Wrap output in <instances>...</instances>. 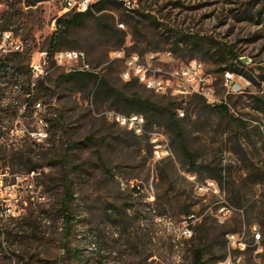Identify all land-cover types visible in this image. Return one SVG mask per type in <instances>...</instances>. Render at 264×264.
Instances as JSON below:
<instances>
[{
  "label": "rangeland",
  "instance_id": "1",
  "mask_svg": "<svg viewBox=\"0 0 264 264\" xmlns=\"http://www.w3.org/2000/svg\"><path fill=\"white\" fill-rule=\"evenodd\" d=\"M117 1L71 29L59 51H82L106 90L122 100L136 94L159 110L174 102L177 129L159 112L136 135L103 113L138 112L92 92L82 76L62 77L67 68L47 60L44 51L55 19L68 14L61 0H0V34L9 32L21 44L17 53H26L31 39L36 44L30 95L28 57L20 66L1 60L0 208L14 219L0 236V264H52L61 257L65 169L77 192L67 242L84 255L95 252L92 264H191L195 247L203 250V264H217L230 232L243 233L249 244L243 264H264V16H256L264 13V0H127L131 9ZM224 46L239 63L221 62ZM114 52L142 60L154 54L151 65L161 71L197 60L212 91L201 99L155 93L134 78L124 80V58ZM229 66L242 73H231ZM226 73L235 78L233 90ZM221 103L226 112L217 109ZM152 133L167 143L169 154L162 159L153 156ZM206 180L216 182L217 194L196 190ZM124 204L128 225L108 220L105 210ZM221 207L228 211L219 212ZM185 209L190 237L179 232ZM254 228L261 235L257 243L251 242ZM139 234L148 238L137 249L133 238Z\"/></svg>",
  "mask_w": 264,
  "mask_h": 264
},
{
  "label": "built area",
  "instance_id": "2",
  "mask_svg": "<svg viewBox=\"0 0 264 264\" xmlns=\"http://www.w3.org/2000/svg\"><path fill=\"white\" fill-rule=\"evenodd\" d=\"M98 1L101 0H61V3L63 12L83 13ZM123 5L126 9L132 8V5L127 0L124 1ZM8 41L11 42L6 46V42ZM21 50V44L18 41H13L9 32L5 31L0 34V53L12 54ZM114 57L124 58L120 52H114ZM154 59V54H150L145 60H142L137 54L125 57V69L122 71L121 77L124 80L134 78L145 88L155 93H170L181 98L193 95L208 97L211 93L209 76L204 73L203 66L199 61L189 60L178 68L161 71L152 67L151 63ZM54 61L57 65L66 67L68 72H95L87 63L82 51L62 50L56 52ZM39 73L41 74V70ZM224 81L231 90L236 86L235 78L231 75H224ZM103 115L106 119H112L119 126L132 125V132L136 135H143L145 133V119L141 114H117V112L108 110ZM178 115L183 116V112H179ZM150 135L154 158L162 159L166 157L169 154V149L164 138L158 133ZM195 188L198 192L205 191L217 194L219 191L214 180H206L200 184L196 183ZM224 211L228 210L225 207L219 209V212L223 213ZM179 232L183 237H190L191 231L188 227V219L181 221ZM260 238V234L255 230L251 242L257 243ZM225 240L227 245L226 254L217 264H232V255H237V248L240 247V242H246L243 233L233 232L226 233ZM248 246L249 244L247 243ZM239 264H243L242 255H239Z\"/></svg>",
  "mask_w": 264,
  "mask_h": 264
},
{
  "label": "trees",
  "instance_id": "3",
  "mask_svg": "<svg viewBox=\"0 0 264 264\" xmlns=\"http://www.w3.org/2000/svg\"><path fill=\"white\" fill-rule=\"evenodd\" d=\"M40 1V0H37ZM120 3V1L117 0H101L94 4H92L91 8L83 13H72L68 12V14H64L62 16H59L55 19V29L50 34L47 46L44 48V51L46 53V59L47 60H54V55L56 52H59L60 45L59 41L60 39L66 37L68 32L78 27L83 20L86 18L92 16L93 11L101 12L106 9V7L110 4ZM248 10L250 8L246 6L244 10L242 11V14L246 15L248 14ZM259 21L262 19V16H264L263 12H258L256 14ZM122 41V40H121ZM120 41V42H121ZM180 43H185L187 45V41L184 39L178 40ZM177 44V43H176ZM36 49V44L34 43V40L31 39L30 42H28V51L26 53H12L9 54L5 59L0 58V71L3 69V65L1 64V60H5L6 62H14L17 66H20L22 64V58L28 57V89L26 90V93L30 95L31 93V73L29 68V61L30 57L32 55V52ZM43 51V50H40ZM62 51V50H61ZM24 56V57H23ZM219 56L222 57V63H226V61H235L238 62V56L235 55L230 49L223 47V50L219 53ZM227 60H224L226 58ZM231 73H242L241 71L237 70V68L228 67L227 68ZM227 70V71H228ZM234 74V73H233ZM69 76H82L86 78V81L89 85L92 87V92H96V94L104 93L105 95H110L114 97L115 99H118L120 102H123L124 104L128 105L131 110L130 111H136L138 113H128V114H139L142 113L145 117V124L146 126H151L153 124V118L156 114L159 112L165 117V120L168 124L172 125L177 129V123H178V117L176 116V113L174 112L175 109V103L169 102L165 104L160 110L157 109V103L151 102L150 100L146 98H141L140 96H137L136 94H132L130 98H125L122 100L121 97H117V94L110 93V90L107 89V83L106 81L101 78L98 74L90 73V72H67L62 75V77H69ZM128 86L131 85V83L128 82ZM42 86V82L35 83L33 87L35 89H39ZM107 95V96H108ZM192 98L194 99H201V96L193 95ZM218 110L221 111H227V107L225 103H221L219 105H216ZM31 130H28V132ZM88 141H90L89 137L87 138ZM75 145V143H70V147L72 148ZM35 168H30L29 171H34ZM79 170V167H73L72 171L76 172ZM75 180L69 177V172L67 169L62 173L61 175V201H60V214H61V220H62V241L65 243L61 247V257L58 258V260L54 261L52 264H92L94 263L96 259L95 252H91L87 255H84V253L81 251V249L77 246L71 247L67 241H69V236H72L71 227L74 224V218H73V209H72V203L76 201L77 192L75 191ZM80 200H82L80 198ZM128 205L124 204L118 208L111 209L107 208L105 210V213H107L108 220H114V223L119 225H128V220H130V217L128 215ZM182 220L188 219V222H190V214L187 209H185L182 212ZM11 216L7 215L4 210L0 208V236L5 235V232L3 231V228L9 226L11 224V220H13ZM181 220V221H182ZM263 225V236H264V219L261 221ZM9 235V233H7ZM6 234V235H7ZM120 235V234H119ZM127 239L132 240L129 232H127ZM87 237V236H86ZM85 237V238H86ZM261 237V235H260ZM148 238V234H143L140 236L137 235L134 239L135 242V248H139L141 244L143 243V239ZM147 242H145L146 245ZM2 253L1 245H0V254ZM32 259V257H31ZM203 250L199 247H195L192 249V262L191 264H203ZM136 264H152L150 262H146V259L140 263L139 261Z\"/></svg>",
  "mask_w": 264,
  "mask_h": 264
},
{
  "label": "bare ground",
  "instance_id": "4",
  "mask_svg": "<svg viewBox=\"0 0 264 264\" xmlns=\"http://www.w3.org/2000/svg\"><path fill=\"white\" fill-rule=\"evenodd\" d=\"M226 75H231V74L226 73ZM117 114H120V113H117ZM131 115H139V114H131ZM109 120H112V119H109ZM120 126L126 127L132 131V125H120ZM246 246H247L246 242H240V247L237 248V255H232V264H239V255H243V252L245 251Z\"/></svg>",
  "mask_w": 264,
  "mask_h": 264
}]
</instances>
